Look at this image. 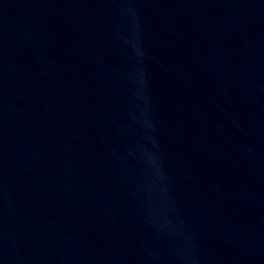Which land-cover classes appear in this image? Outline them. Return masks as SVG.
<instances>
[{"label":"water","instance_id":"water-1","mask_svg":"<svg viewBox=\"0 0 264 264\" xmlns=\"http://www.w3.org/2000/svg\"><path fill=\"white\" fill-rule=\"evenodd\" d=\"M0 264H264V0H0Z\"/></svg>","mask_w":264,"mask_h":264}]
</instances>
